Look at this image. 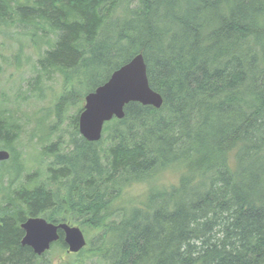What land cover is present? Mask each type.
<instances>
[{"label": "trees", "instance_id": "trees-1", "mask_svg": "<svg viewBox=\"0 0 264 264\" xmlns=\"http://www.w3.org/2000/svg\"><path fill=\"white\" fill-rule=\"evenodd\" d=\"M10 30L63 79L55 129L139 54L163 106L128 104L95 143L79 109L19 183L22 125L0 104V150L11 154L0 162V264L68 252L61 231L42 256L21 244L36 217L80 227L77 259L99 264H264V0H0V34ZM167 171L178 183L160 182ZM142 183L143 200L126 193Z\"/></svg>", "mask_w": 264, "mask_h": 264}, {"label": "rangeland", "instance_id": "rangeland-1", "mask_svg": "<svg viewBox=\"0 0 264 264\" xmlns=\"http://www.w3.org/2000/svg\"><path fill=\"white\" fill-rule=\"evenodd\" d=\"M51 38L55 37L51 36ZM44 47L41 51L45 50ZM39 56L40 53L36 48L29 46L23 35L14 34V30H10L5 35L0 34V104L3 108L14 111L22 125L20 137L15 143L25 165L19 183L27 182V176L38 169L37 161L42 147L56 142L66 130H71V117L77 114L79 109L84 108L85 102L84 99L77 105L70 106L59 128L55 129L58 119L53 112V107L63 91V79L60 74L41 72L37 63ZM38 76L41 77L40 80L37 79ZM37 81L41 82V88ZM89 83L90 80H87L86 85L77 87L76 91L79 94H86L90 90ZM52 128L54 129L51 130ZM67 133L69 132L65 133V138ZM159 179L162 184L178 183V176L172 171L164 172ZM8 182L7 174L3 183ZM148 186V183L137 184L126 193H130L131 198L143 200ZM45 263L99 264L95 258L84 257L80 260L77 259L76 254L61 252L59 248L45 257Z\"/></svg>", "mask_w": 264, "mask_h": 264}, {"label": "water", "instance_id": "water-1", "mask_svg": "<svg viewBox=\"0 0 264 264\" xmlns=\"http://www.w3.org/2000/svg\"><path fill=\"white\" fill-rule=\"evenodd\" d=\"M130 103H140L160 109L162 96L149 84L147 65L142 54L116 70L103 85L85 96L84 108L79 115V132L89 142H99L104 127L114 118L125 116L124 109ZM11 154L0 150V162L8 161ZM24 237L21 244L30 247L38 256L48 252L60 240L63 232L68 253L78 254L87 245L80 227L67 223L55 225L41 217L28 218L22 225Z\"/></svg>", "mask_w": 264, "mask_h": 264}]
</instances>
